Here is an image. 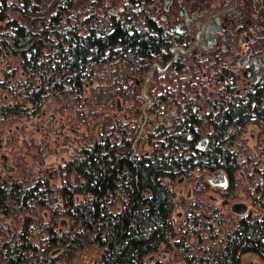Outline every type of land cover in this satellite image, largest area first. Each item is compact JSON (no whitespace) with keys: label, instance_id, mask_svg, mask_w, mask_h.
I'll return each instance as SVG.
<instances>
[{"label":"trees","instance_id":"1","mask_svg":"<svg viewBox=\"0 0 264 264\" xmlns=\"http://www.w3.org/2000/svg\"><path fill=\"white\" fill-rule=\"evenodd\" d=\"M54 26L58 35L63 33L59 23ZM147 41L145 45L142 37H137L121 42L84 39L65 43L57 38L0 43L1 54L30 45L20 56L26 78L12 85L0 82L1 87L35 106V110L46 97L87 105L83 120H96L99 127L85 146L59 166L64 179L59 186L47 190L38 184L25 191L55 194L49 208L51 218L65 219L66 226L60 232L41 226L47 237L39 238L34 245L27 236L7 244L4 236L0 264H70L75 259L81 264H145V259L169 240L172 204L166 181L188 175L206 154L195 149L200 137L189 126L198 121L186 101L188 87L182 86L174 68L154 74L145 94L136 91L134 76H145L144 61L157 60L141 54L146 48L155 49L157 39L148 37ZM118 46L119 53H102ZM106 63L111 65L107 69H114L96 75L94 65ZM94 79L99 82L94 84ZM87 86L90 92L86 99L83 93ZM120 102L130 104L129 113L140 109V124L136 120L124 122L113 114ZM161 106H176L178 118L169 124L157 122ZM24 112L18 104L0 106V116ZM147 124L154 126L143 129ZM214 157L211 171L218 168L214 166L216 158L233 162L234 153L216 149ZM6 190L7 186L0 184V193ZM12 208L13 214L19 212V208ZM198 217L190 219L193 227L210 234L209 225ZM241 226L227 232L222 247L190 258L191 264H240L239 255L244 253L264 262V219L257 222L249 218ZM4 232L0 229L1 236ZM91 247L99 253L89 255Z\"/></svg>","mask_w":264,"mask_h":264},{"label":"flooded vegetation","instance_id":"2","mask_svg":"<svg viewBox=\"0 0 264 264\" xmlns=\"http://www.w3.org/2000/svg\"><path fill=\"white\" fill-rule=\"evenodd\" d=\"M55 23L63 29L60 35L54 29ZM137 37H142L145 45L148 37L157 39L155 49L146 48L141 53L145 57L157 58L144 61L143 94L152 83L153 75L163 74L170 67L178 72L177 79L181 80L182 86L188 87L186 101L198 121L189 127L200 137L195 149L204 152L206 157L199 158L197 166L182 177L202 168L208 177L195 179V191L200 194L209 188H218L224 197L233 195L238 179H249L253 184L244 190V196L250 198L258 210L252 212L241 201L236 203L246 205V211L242 214L230 212L237 216L235 225L240 227L249 218L257 222L264 219V167L259 164V160L264 164V0H0V43L57 38L65 43L84 39L92 42L116 39L121 42ZM29 46L15 49L12 53L21 56ZM119 49V46L115 50L108 47L102 53H119ZM178 114L175 106V110L167 116L169 120L166 118L167 124L176 120ZM249 126L256 130V133L254 129L250 132L251 138H258L255 147L259 151V160L256 161L248 153L252 147L243 140ZM214 138L220 140L215 141ZM231 138L234 140L230 141ZM239 140L240 151H237L233 147ZM216 149L234 153L233 162L218 157L220 160H214V166L218 168L211 171L214 169L212 162ZM4 156H1L0 166L6 171L8 158ZM218 170L224 172L225 183L212 185L209 179ZM255 176L258 177L254 179ZM174 179L166 181L172 211L177 198L170 188ZM183 180L179 182L178 179L177 183ZM0 184L7 186V192L0 193V207H17L19 212L14 213L16 216L29 215L18 219L22 225L17 232L7 224L8 229L5 225L1 227L7 234V244L24 236L29 237L31 244H36L39 238L47 237L46 232H41V226H47L50 232L62 230L56 227L57 222L51 218L49 210L55 195L25 192L33 190L38 184L51 190L46 178L37 179L30 187H24L22 182L9 183L5 179L0 180ZM172 192L175 199L171 198ZM78 198L81 199L76 197V200H80ZM209 198L217 200L212 196ZM41 210L48 218L46 221L40 219ZM196 216L209 225V235L201 232L199 227H193L190 219ZM33 217L38 219L33 220ZM178 217L182 220L179 223L182 239L177 241V234L173 232L175 219L171 216L169 240L148 256V264H165L169 256H176L174 249L177 248L190 253V245L184 242L186 237H194L201 243L206 233L211 239H216L217 233H214L209 216L187 208ZM60 224L65 227L66 220ZM36 228L37 234L34 232ZM213 246L204 250L205 254H210ZM163 248H166V254L161 253ZM242 255H239L240 264ZM198 256L197 253L186 254L181 261H173L172 264H191L189 259Z\"/></svg>","mask_w":264,"mask_h":264},{"label":"rangeland","instance_id":"3","mask_svg":"<svg viewBox=\"0 0 264 264\" xmlns=\"http://www.w3.org/2000/svg\"><path fill=\"white\" fill-rule=\"evenodd\" d=\"M21 62V57L18 54L12 52L5 54L0 53V82H7L8 85H12L17 81L24 80L26 74L22 69ZM109 66H111L110 63L102 65L96 64L94 65V72L96 75L101 76L100 71L107 69ZM113 69V67L107 69L108 73ZM127 74L130 73L127 71ZM134 79V87L136 91L141 94L143 92L142 82L144 76H134ZM98 82L99 80L96 79L93 81L94 84ZM89 92L90 88L87 86L86 91L83 93V97L87 99ZM7 104H18L24 108L25 112L22 115L0 116V162L2 161L1 156L5 155L8 158L7 165L13 167L12 171H5L0 166V180L6 179L9 183L22 182L24 187H30L37 179L46 178L51 190L59 186L64 180L59 174V166L66 159L75 155L81 147L88 143L90 137L99 131L96 120L90 118H87L85 121L83 120L82 113L88 106H80L72 101L55 100L46 97L41 101L40 108L35 110V106L23 101L20 97L14 96V93L0 86V106ZM129 105L130 104L125 106V104H121L120 102V108L115 109L113 114L115 113V115L124 122L136 120L138 124H140L142 120L140 109L136 108L133 114L129 113L127 112V106ZM172 110H175V106H161L160 111L156 115L157 122L167 123L166 118L170 115ZM174 117L176 116L174 115ZM157 122H155L154 125H156ZM154 125L147 124L145 128H142L149 130L152 129ZM252 129H254L256 133L255 128L249 126L243 136V140L247 145L252 147L248 153H250L252 159L256 161L259 160V151L255 147L258 138H251L250 132ZM238 143L240 144V140L235 143L233 149L240 151ZM259 164L261 168L264 167L261 160H259ZM53 169L55 171H53ZM180 177L182 176L176 177L170 184L171 190L177 195L171 215L172 218L175 219L173 232L177 234V241H180L183 236L181 233V226L179 225L182 220H180L178 214H184L189 206L195 204L197 206H193V209H195L196 212H202L205 216L210 217L215 230L214 233L217 234L216 239H211L208 233V235L204 233V240L201 243L197 242V239L191 236L184 238L186 245H190V251H188L190 253L179 248L174 249V254H176V256H169V260L165 264H172L173 261H181L182 256L186 254L197 253L200 255L204 250L209 249L211 245H214V249L222 247L224 243L223 238L237 221V216L230 212V206L233 203L243 201L249 206L252 212L256 213V210H258L257 205H253L252 200L244 196V190L253 184L249 179L241 181L237 178V188L234 189L233 195L224 197L221 195L218 188H209L200 194L195 191V179L202 177L204 180L208 177L207 173L202 170V168L196 169L190 176H183V182L177 183ZM256 177L258 176H255L254 179ZM189 191L191 192L188 197L187 194ZM209 196L217 198V200L213 201ZM10 207L11 206L0 207V229L3 225L7 224L12 231L17 232L21 229L22 225V222L18 221V219L21 220L28 214L17 215V218H15L12 212L13 208L11 210ZM39 216L42 221L48 219L43 216V210L40 211ZM35 219H38V217H33V220ZM62 221L65 220L63 218L56 220V227L58 229L63 228L60 224ZM37 231L38 229L36 228L34 230L35 234H37ZM4 236L7 237V234L5 233L3 236L0 235V241ZM88 251L91 256L96 254L94 247H91ZM166 252V248L161 250L162 254H166ZM146 259L145 264H148ZM70 264H81V262L75 259ZM241 264H264V262L256 255L246 253L241 256Z\"/></svg>","mask_w":264,"mask_h":264},{"label":"water","instance_id":"4","mask_svg":"<svg viewBox=\"0 0 264 264\" xmlns=\"http://www.w3.org/2000/svg\"><path fill=\"white\" fill-rule=\"evenodd\" d=\"M153 66H157L159 68V66L157 64H154ZM160 69V68H159ZM151 76V73L149 74V76L147 77V80H149ZM150 102V99H147V104ZM146 104V105H147ZM145 105V106H146ZM145 106L143 107V110L145 108ZM118 107H119V103H118ZM120 108V107H119ZM118 108V109H119ZM169 120V117L167 118ZM5 157V156H4ZM6 159V158H4ZM6 171H12L13 168L10 167V166H6ZM183 180V177H181L179 179V182H181ZM209 182L212 184V185H223L225 183V176H224V172L222 170H218L216 171L213 176L209 179ZM219 182V183H217ZM172 199H175V193L172 192V196H171ZM247 207L246 205L242 204V203H233L230 207V210L231 212L235 213V214H242L246 211ZM5 228L8 229V226L5 225ZM180 264H183V263H180Z\"/></svg>","mask_w":264,"mask_h":264}]
</instances>
